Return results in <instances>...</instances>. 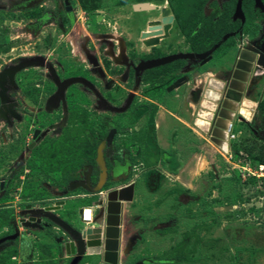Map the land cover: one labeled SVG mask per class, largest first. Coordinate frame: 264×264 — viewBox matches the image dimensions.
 Masks as SVG:
<instances>
[{"label": "rangeland", "instance_id": "obj_1", "mask_svg": "<svg viewBox=\"0 0 264 264\" xmlns=\"http://www.w3.org/2000/svg\"><path fill=\"white\" fill-rule=\"evenodd\" d=\"M63 1L0 0V70L17 58L42 53L54 59L61 76L86 74L88 62L82 61L79 54L74 55L78 45L72 42V47L71 40L86 42L97 59L108 63L102 54L107 51V45L101 43L105 33L123 40L131 38L132 51L139 56L144 45L155 42L143 45L141 40L147 34L141 31L147 29L148 19L157 16L154 5L162 4L170 15L168 21L161 22L169 23L163 26L166 38L162 48L172 50L175 39L183 38L179 25L187 33L191 26L197 27L199 12L207 0H68L70 14ZM143 2L150 8H135ZM251 19L242 34L212 51V61L197 67L187 90L207 88L210 78L225 82V72L237 68L238 50L255 36ZM225 23L224 18L207 33L204 26L197 30L200 36L196 37H205V45L213 44L227 30L225 25L229 24ZM85 33L90 35L89 40L83 37ZM208 34L210 37H206ZM180 45L184 48V43ZM244 72L247 79L231 116V127L225 139L218 136L225 148L214 141L217 136L211 132L217 111L222 108L221 100L211 109L202 107L199 101L186 100L189 91L181 99L177 96L181 88L165 92L164 86L170 80L162 81V90L157 94H149L146 107L134 115L123 114L122 120L135 133L133 138L140 134L145 142L143 149L133 150L134 195L126 203L121 228L122 246L129 252L130 263L146 260L145 264H264V103L255 120L243 121L239 113L240 106L250 110L243 102L256 111L257 94L245 92L252 87L257 92L262 82L260 79L250 85L254 71L251 68ZM23 73V79L34 78L37 73H42L43 78L44 71L36 67ZM224 89L220 90L222 94ZM199 110L210 113L206 126L195 123ZM9 138L6 137L8 144L4 149L7 155L2 152L4 155L0 156V175L14 156ZM27 249L29 264H69V259L62 256L61 245L33 244ZM8 257L6 254L0 264H22Z\"/></svg>", "mask_w": 264, "mask_h": 264}, {"label": "flooded vegetation", "instance_id": "obj_2", "mask_svg": "<svg viewBox=\"0 0 264 264\" xmlns=\"http://www.w3.org/2000/svg\"><path fill=\"white\" fill-rule=\"evenodd\" d=\"M260 1L262 7L255 5V0H242L243 18H234L237 0H207L201 9L206 33L224 21V18L225 24H229L225 25L227 30L219 39L225 34L231 35L222 43L237 36L249 19L253 20L255 36L243 43L238 50L239 56L248 53L255 58V62L246 64L245 69L248 71L252 68L254 71V81L252 80L250 85L257 84L260 79L262 82L257 92L256 87L245 92H254L258 97L256 111L252 110L251 105H246L252 111V120L256 119L259 107L264 103V66L256 64L258 55L264 56V0ZM63 2L66 13L70 14L72 7L69 1ZM154 7L157 8L158 14L146 21L147 29L141 33L147 35L141 41L143 45L144 42H155L150 46L144 45L145 48L141 49L139 56L138 52L132 51L134 46L131 38L118 39L112 33H105L101 37V43L107 45V51L103 50L102 54L107 56L110 61L108 63L97 59L95 53L87 49L86 42L71 40V46L72 42L78 45V51L74 55L79 54L82 61L88 62V65H85V68H89L86 74L61 76L58 65L47 55L38 53L25 56L38 58L39 65L26 67L16 73V86L8 91L14 99L16 112L14 115H7L5 112L0 115V156L4 155L2 152L7 155L4 150L8 144L6 137H10L9 141L14 150L7 170L0 175V260L8 254L10 260L29 264L28 245L44 247L63 243L62 229L53 226L44 229L42 238L37 237L34 231L38 230L34 228V222L28 220L34 210L53 207L57 203L51 212L77 227L84 201L98 207V202L107 193L133 182L132 171L136 166L133 150L137 152L143 149L145 142L140 134L138 137L134 135L133 138L135 133L126 126L127 122L122 120V117L125 113L134 115L146 107L150 100L149 94H157L162 90L163 80H170L164 86L165 92L171 93L181 88L180 94H177L179 98L182 99L189 91L186 100L200 103L204 88L190 87L187 90V86L193 83L192 75L197 67L201 68L212 61L213 52L222 44L210 53L211 58L205 63H202L205 58L187 56L162 65L142 68L141 63L168 55L207 52L219 41L205 45L202 42L205 37L198 39L196 32L202 26V21H198L197 27H190L191 34L179 25L183 38L175 39L172 50L163 49V41L166 38L163 26L169 23L161 22L168 21L170 15L164 4ZM160 31L162 33H158ZM82 35L87 37V40L90 39L87 33ZM206 37H210V34ZM181 42L184 43V48H181ZM95 44L93 41V46ZM36 67L44 71L43 78L40 77L42 73L35 74L31 79L22 78L25 70ZM108 71L112 73L109 75ZM225 73V82H222V89L224 87L225 91L218 99L222 104L227 92L232 91L230 85L233 81L239 84V100L244 90V81L247 79V72L240 68H233L230 73ZM72 77L84 80L68 84L62 91V96L53 98L58 91V84ZM177 81H180L179 86L168 89ZM123 107L124 110H120ZM219 112L220 110L217 111L218 114ZM217 118L218 116L214 118L211 130H217L214 131L217 136L214 137L215 142L220 141L218 136L226 138L222 135L221 128L214 127ZM240 118L243 121L248 120L242 115ZM62 256L70 261V256L63 252Z\"/></svg>", "mask_w": 264, "mask_h": 264}, {"label": "water", "instance_id": "obj_3", "mask_svg": "<svg viewBox=\"0 0 264 264\" xmlns=\"http://www.w3.org/2000/svg\"><path fill=\"white\" fill-rule=\"evenodd\" d=\"M241 1L237 0L234 18H243V13L241 9ZM255 5L263 6L260 0H255ZM150 4L143 2L137 3L135 8L146 9ZM231 33L225 34L212 48L204 53L197 54H185L178 53L173 55L164 56L155 60H150L142 64V68H149L153 66H158L171 62L176 58L185 57H198L205 58L202 63L207 62L211 56L210 53L215 50L218 46L225 41ZM38 59V58H37ZM36 58L25 57L17 60H13L10 64L4 66L0 70V115L6 113L7 115L15 114V102L13 97L10 96L9 90L16 86L15 75L18 71L30 67L39 65ZM240 59V57H239ZM255 62V58L251 57L247 60V63ZM256 64L259 66H264V56L259 54L256 58ZM237 68H240L239 60L236 64ZM84 79L80 77H72L64 80L62 83L58 84V91L53 95V98L57 96H62V91L64 88L75 81H83ZM177 81L174 85L170 86L168 89L179 86ZM211 90L214 93L213 101L210 100V106L207 108H213L215 102L220 97V89H211L207 83V88L203 89L202 97L200 101L202 106V101L204 100L207 90ZM225 91V89H224ZM125 107L120 110H124ZM100 186H98V189ZM134 195V183H129L126 186H120L118 189H114L107 193L99 202L98 207L101 208L99 215L96 218H89L88 220H83V209L80 211V220L77 227H73L66 221L61 220L55 216L51 210L55 208L46 207L36 209L28 217V220L34 222V228L38 231L43 232L45 228L50 226L62 229V234L64 236L62 246V252L66 256H70L69 264H79L84 259L83 264H145L146 260H137L130 263L128 261L127 255L128 250H124L121 243V221L120 214L122 213L123 204L130 202ZM85 215L88 216V211H85ZM95 222V224H93ZM70 244V249L66 248L67 244Z\"/></svg>", "mask_w": 264, "mask_h": 264}, {"label": "bare ground", "instance_id": "obj_4", "mask_svg": "<svg viewBox=\"0 0 264 264\" xmlns=\"http://www.w3.org/2000/svg\"><path fill=\"white\" fill-rule=\"evenodd\" d=\"M253 51V50H252ZM251 56L248 53H243L240 56L239 59V65H240V69L242 71H244L246 69V64H248L246 61L250 60ZM242 74V73H241ZM237 78V77H236ZM238 79V78H237ZM209 87L213 90L215 89H222V82L218 79L215 78H210L207 81ZM232 85H230V88L232 89V91H228L227 95L225 97V100L223 101L222 104V108L218 114V118L215 119V127L216 128H221L222 129V135L226 136L227 134V130L229 129V121L231 119V116L233 114V111L235 110V106L238 102V97H237V92L239 91V84H237V82L234 83V81L231 83ZM200 85V84H199ZM214 93L211 90H207L204 100L202 101V107H208L210 106V100L213 99ZM242 105H249L247 102H243ZM253 107V106H252ZM251 112L252 111H248L246 110L244 107L239 108V113L245 117V118H250L251 116ZM210 119V113L206 112V110H199L198 114H197V118L195 120V123L197 125H207V121L206 120ZM214 131H217L216 129ZM213 131V133H215ZM225 139V138H224ZM217 143L222 147L225 148L224 143L223 142H219L217 141ZM66 248L70 249V244L68 243L66 245Z\"/></svg>", "mask_w": 264, "mask_h": 264}, {"label": "crops", "instance_id": "obj_5", "mask_svg": "<svg viewBox=\"0 0 264 264\" xmlns=\"http://www.w3.org/2000/svg\"><path fill=\"white\" fill-rule=\"evenodd\" d=\"M164 126H165V124H164ZM126 203L123 204L122 213L120 214L121 228H122V222H123L124 214H126ZM83 208L90 209V216L93 218H96L99 215L100 210H101L100 207L92 206L89 201L83 202ZM88 213H89V211H88ZM124 221H125V219H124ZM93 224H95V222H93ZM34 233L37 235V237L42 238V236H43L41 231H34ZM40 238H37V239L40 240ZM121 243H122V245L124 244L122 230H121Z\"/></svg>", "mask_w": 264, "mask_h": 264}, {"label": "trees", "instance_id": "obj_6", "mask_svg": "<svg viewBox=\"0 0 264 264\" xmlns=\"http://www.w3.org/2000/svg\"><path fill=\"white\" fill-rule=\"evenodd\" d=\"M199 20H197V21H202V26L199 28V30H203V24L205 23V19H204V17L202 16V13H201V10H200V12H199ZM215 28V27H214ZM191 31V30H190ZM190 31H189V33H190ZM220 31V30H219ZM218 33V32H217ZM196 36H200V32L198 31V33H196ZM201 36H203L202 34H201ZM201 38H203V37H201ZM262 162H264V159H262Z\"/></svg>", "mask_w": 264, "mask_h": 264}, {"label": "built area", "instance_id": "obj_7", "mask_svg": "<svg viewBox=\"0 0 264 264\" xmlns=\"http://www.w3.org/2000/svg\"><path fill=\"white\" fill-rule=\"evenodd\" d=\"M261 168H264V165H262ZM85 211H89L88 216L85 215ZM82 218H83V220H88L89 218H91V216H90V209L83 208V216H82Z\"/></svg>", "mask_w": 264, "mask_h": 264}]
</instances>
